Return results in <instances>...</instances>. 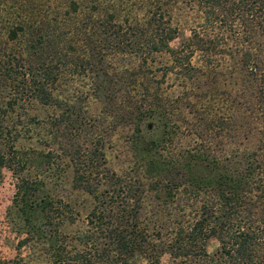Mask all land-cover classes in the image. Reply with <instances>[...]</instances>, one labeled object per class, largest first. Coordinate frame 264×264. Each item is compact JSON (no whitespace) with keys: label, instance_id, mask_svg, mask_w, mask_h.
Listing matches in <instances>:
<instances>
[{"label":"trees","instance_id":"1","mask_svg":"<svg viewBox=\"0 0 264 264\" xmlns=\"http://www.w3.org/2000/svg\"><path fill=\"white\" fill-rule=\"evenodd\" d=\"M60 1L59 11H54L55 19L79 13V0ZM91 1L97 10L98 0ZM166 4L148 10L146 28L141 30L124 29L120 23L117 29L108 31L107 23L115 24L114 15L109 14V20L90 34L94 38L106 34L117 38L120 52L130 47L139 53L164 50L172 55L176 68L184 70L182 73L187 69H207L222 75V69L229 65L225 69L232 77L242 76L245 90L240 94L247 95V102L259 99L254 118L264 122V0H168ZM5 10L11 17L9 9ZM15 18L20 21L10 24L8 40L34 28L27 25L24 15L17 14ZM184 25L189 31L187 36ZM32 35L26 52L38 70L33 72L31 85L34 97L49 104L53 99L50 84L54 82L55 66L47 60L46 52L57 37L40 26L34 28ZM177 37L182 41L173 48L170 42ZM95 50L83 48L88 62L97 59ZM195 54L199 57L198 67L191 62ZM90 73L97 82L89 94L105 102L114 100V90L105 84L108 75ZM149 91L145 88L143 94L149 95ZM132 100L125 112L130 116L139 175L147 179L145 190L161 204L175 206L174 211L164 221L151 222L157 229L150 232L141 219L144 188L99 163L98 157L103 158V154L98 143L83 162L76 155V181L91 194L95 205L87 215L86 229L73 239L60 231L64 213L59 202L36 180H18L16 206L29 236L26 241L41 244L48 260L45 264H127L136 256L150 264H160L164 253L179 258L180 264H264V149L235 151L223 157L194 148L173 154L167 149L171 134L167 108L158 104V99ZM76 101L70 105L71 110L76 108ZM43 159L40 165L50 167V161ZM3 162L1 156L0 163ZM210 236L219 241L218 249L211 255L204 247Z\"/></svg>","mask_w":264,"mask_h":264},{"label":"rangeland","instance_id":"2","mask_svg":"<svg viewBox=\"0 0 264 264\" xmlns=\"http://www.w3.org/2000/svg\"><path fill=\"white\" fill-rule=\"evenodd\" d=\"M60 2L0 0V157L4 161L0 163V261L4 262L45 264L48 261L40 243L26 241L29 236L16 206L19 179L36 180L59 202L64 213L60 231L71 239L86 229L87 215L95 205L91 194L77 183L74 166L77 156L83 162L94 144L101 143L103 158L98 157L99 163L117 175L134 179L145 190L147 179L139 175L140 164L131 143L130 116L125 112L132 97L142 102L143 98L149 102L158 99V104L167 108L171 131L167 149L173 154L194 148L223 157L235 151L264 149V122L254 118L259 99L247 102V95L240 94L245 90L241 86L242 76L233 75V79L228 68L225 69L229 65L222 69V75L207 69H187L182 73L184 70L176 68L172 55L164 50L139 53L130 47L120 52L117 38L107 34L94 38L90 34L109 20V14L114 15L115 24L106 22L110 26L106 27L108 31H114L120 23L122 28L133 31L146 28L148 10L164 7L168 0H98L97 10L91 0H79V13L55 19L54 11H59ZM5 9H9L13 18ZM17 14L24 15L27 25L40 26L58 38L46 52V59L55 66L54 82L50 84L53 99L49 104L34 97L31 85L38 67L28 57L26 47L34 37V28L17 39H7L11 23L20 21L15 18ZM183 30L187 36L186 25ZM180 41L182 38L177 37L170 46L174 48ZM83 48H95L101 56L88 62ZM223 58L228 60L226 56ZM191 62L195 67L200 65L197 54ZM90 71L108 75L105 84L114 90V100L105 102L89 94L97 82L91 78ZM145 88L150 90L149 95L143 94ZM74 100H77L76 108L71 110ZM144 136L149 135L144 133ZM43 158L50 161V167L40 165ZM142 196V222L149 226L150 232L152 229L155 232L157 226L151 222L164 221L175 206L161 204L146 190ZM204 247L208 254H214L219 241L210 236ZM179 262V258L173 259L168 253L160 256V264ZM127 264L150 262L136 256Z\"/></svg>","mask_w":264,"mask_h":264}]
</instances>
